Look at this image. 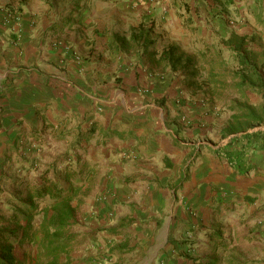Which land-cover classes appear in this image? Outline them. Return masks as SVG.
Segmentation results:
<instances>
[{
	"label": "crops",
	"instance_id": "0c3cea01",
	"mask_svg": "<svg viewBox=\"0 0 264 264\" xmlns=\"http://www.w3.org/2000/svg\"><path fill=\"white\" fill-rule=\"evenodd\" d=\"M238 43L264 75V0H0V233L46 180L83 194L72 235L132 249L123 235L162 232L147 261L223 264L209 237L226 234L245 244L224 264H264V149L242 150L244 173L224 156L264 123L230 134L239 109L192 95Z\"/></svg>",
	"mask_w": 264,
	"mask_h": 264
},
{
	"label": "trees",
	"instance_id": "16d2710c",
	"mask_svg": "<svg viewBox=\"0 0 264 264\" xmlns=\"http://www.w3.org/2000/svg\"><path fill=\"white\" fill-rule=\"evenodd\" d=\"M242 43H238L233 52L236 54L238 67L233 72L234 79L239 81L237 89L241 91H249L259 94L264 99V75L260 72V67L246 53H241L240 47ZM174 52H170V60H174V68L181 64L182 58L174 59ZM164 59L167 54L162 53ZM191 61H185V67L188 69ZM195 76V75H194ZM215 75L210 73L209 79H213ZM241 115L236 118L235 124L229 129L230 134L245 132L249 128L259 126L264 123V105L259 108L255 107H238ZM240 139L245 140V147L240 150L234 149L232 143L238 144ZM248 147L256 149H264V131H256L252 133H244L240 137H233L231 142L225 146L224 156L231 160L237 167L238 172L244 173L241 168L248 167L244 151ZM65 180L69 181L70 175H64ZM44 181L39 186L31 188L29 202L18 203L17 211L10 220L14 228L0 233V239L4 245L0 249V264H19L13 254V243L20 247L33 245L43 252L51 264L59 261L60 257L65 254L67 256L74 235H65L66 228L72 218L74 207L83 199L80 189L70 185L65 188L62 185L47 183ZM204 264H216L214 260H209Z\"/></svg>",
	"mask_w": 264,
	"mask_h": 264
},
{
	"label": "rangeland",
	"instance_id": "374dc122",
	"mask_svg": "<svg viewBox=\"0 0 264 264\" xmlns=\"http://www.w3.org/2000/svg\"><path fill=\"white\" fill-rule=\"evenodd\" d=\"M217 51H219V53L217 52V56H211L213 58H210V61L212 62V69L214 71L217 70V73L219 74H214L215 76L213 79H207L208 77L205 67L202 65L199 66V74L195 79H192L194 82V92L192 95L194 97L203 96L206 98H212L214 96L216 101L219 103L224 102L223 107H221L219 110V112L222 113L228 111L231 107L238 110V107H245L246 105L257 107L261 106L263 104V100L259 94H254L249 91L243 92L236 88L234 84L235 79L233 78V72L238 67L237 58L225 48ZM214 78L216 79L214 80ZM219 80L223 81L219 82L222 85L219 88H216L213 86V84L212 87L210 84L205 83V81L212 83ZM200 82L206 86V89L199 90L195 88V86L199 85ZM261 127L262 126L258 128ZM66 154L63 155V159L65 160L67 159ZM79 203L82 204L83 202L81 201ZM82 215H85V213ZM73 228L76 229V225H74ZM72 230L73 229L70 228L67 229L65 235L71 234L70 231ZM100 235L99 233L95 232L92 233L90 235L91 237L87 239L86 234H84L82 237L80 234H75L74 238L72 239L73 243L69 248L67 256L63 254L59 261L55 262L54 264H154V262L147 261L148 258L151 257L152 253L154 252H158L160 256L166 253L165 248L167 247L168 243L171 242L168 238V235L165 241L164 234L162 232L157 234V242L153 241L151 243L147 242L149 238H147L145 235H141L142 239L138 240L137 236L133 237L128 234H121L123 237H131L132 240H135V246L131 247L132 249H127L126 245L132 243L128 240V243H122L124 246H121V243L117 242L114 244L115 246L113 248H108L106 240ZM226 236V234L221 236L213 234L209 237L210 245L214 248V250L210 251V253L214 256H220L224 253L226 254L221 256L223 264L227 261V255L231 253L230 247L233 248V252H239L240 254L238 255L242 256L241 249L244 248L245 244L244 242H234L232 239H229L230 241L226 242L228 244H223L220 239H225ZM118 245H120V247H118ZM135 247L139 248V250H136ZM236 249H239V251L237 252ZM16 255H19L22 260V264H51V261L43 255V252L39 250L38 247L33 245H27L18 248Z\"/></svg>",
	"mask_w": 264,
	"mask_h": 264
}]
</instances>
